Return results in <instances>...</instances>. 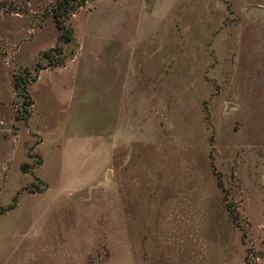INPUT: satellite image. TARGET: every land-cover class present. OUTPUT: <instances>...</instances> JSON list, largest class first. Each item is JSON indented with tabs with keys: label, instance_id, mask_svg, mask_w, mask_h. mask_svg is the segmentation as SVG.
Wrapping results in <instances>:
<instances>
[{
	"label": "rangeland",
	"instance_id": "1",
	"mask_svg": "<svg viewBox=\"0 0 264 264\" xmlns=\"http://www.w3.org/2000/svg\"><path fill=\"white\" fill-rule=\"evenodd\" d=\"M60 1L0 0V264H264V0Z\"/></svg>",
	"mask_w": 264,
	"mask_h": 264
},
{
	"label": "trees",
	"instance_id": "2",
	"mask_svg": "<svg viewBox=\"0 0 264 264\" xmlns=\"http://www.w3.org/2000/svg\"><path fill=\"white\" fill-rule=\"evenodd\" d=\"M73 1H75V0H61L60 5L63 7V9H61V10H63L64 13L70 14V13H72V11H78L79 9H81L84 6V4L79 3L78 8L72 9L71 2H73ZM81 1L85 2L87 0H81ZM60 17H62L60 13L54 15V18L56 19L58 27L62 30V35L59 38V42H64V43L68 44V43L73 41V36L71 34V31H70L69 35L65 34L66 33L64 31L65 28H64V25L62 24V20H60ZM54 50H58L61 52V47L57 46L55 49H52V51H54ZM31 105H33V104H31Z\"/></svg>",
	"mask_w": 264,
	"mask_h": 264
}]
</instances>
